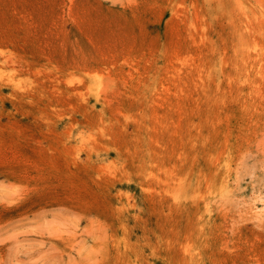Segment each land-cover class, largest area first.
Segmentation results:
<instances>
[{
    "label": "rangeland",
    "instance_id": "obj_1",
    "mask_svg": "<svg viewBox=\"0 0 264 264\" xmlns=\"http://www.w3.org/2000/svg\"><path fill=\"white\" fill-rule=\"evenodd\" d=\"M0 264H264V0H0Z\"/></svg>",
    "mask_w": 264,
    "mask_h": 264
}]
</instances>
